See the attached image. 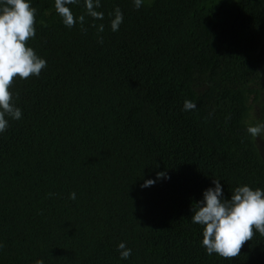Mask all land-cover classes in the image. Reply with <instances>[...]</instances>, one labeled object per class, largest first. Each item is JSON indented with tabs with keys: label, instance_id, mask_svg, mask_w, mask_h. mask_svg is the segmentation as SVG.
<instances>
[{
	"label": "trees",
	"instance_id": "obj_1",
	"mask_svg": "<svg viewBox=\"0 0 264 264\" xmlns=\"http://www.w3.org/2000/svg\"><path fill=\"white\" fill-rule=\"evenodd\" d=\"M28 2L26 46L46 67L10 88L22 118L0 133V264H264L255 230L225 259L206 254L191 222L212 179L225 198L264 190L247 132L264 80V0H100L104 19L85 16L86 32L66 27L54 0ZM67 6L85 13L84 0Z\"/></svg>",
	"mask_w": 264,
	"mask_h": 264
},
{
	"label": "clouds",
	"instance_id": "obj_2",
	"mask_svg": "<svg viewBox=\"0 0 264 264\" xmlns=\"http://www.w3.org/2000/svg\"><path fill=\"white\" fill-rule=\"evenodd\" d=\"M78 0H54L57 14L62 18L63 24L71 28L77 23L82 31L85 16L93 20H103L104 13L97 11L101 5L100 0H84L85 13L74 16L67 5L77 4ZM143 0H134V7L139 9ZM35 12L28 0H0V133L6 131L11 120L22 118V111L17 107L10 88L14 79H27L30 76H39L46 67V61L37 56L35 51L26 46L27 41L35 36ZM113 17L110 21L111 30L118 31L123 22V14L119 7L109 13ZM42 26H46L41 21ZM98 33L104 31V25L93 24ZM103 43V37H98ZM195 109L192 101H184V110ZM7 117V118H6ZM247 132L253 138L264 139V122L249 124ZM165 177V173H157V179ZM155 183L146 180L142 187ZM214 187L203 192V199L191 205V222L202 226L201 244L206 254L231 259L240 255L241 248L250 241L255 232L264 236V190H253L248 185L234 188L230 198H225L223 186L218 179H212ZM69 199H76V194L70 193ZM120 258L127 260L132 250L121 242L117 248ZM35 264H43L37 260Z\"/></svg>",
	"mask_w": 264,
	"mask_h": 264
},
{
	"label": "rangeland",
	"instance_id": "obj_3",
	"mask_svg": "<svg viewBox=\"0 0 264 264\" xmlns=\"http://www.w3.org/2000/svg\"><path fill=\"white\" fill-rule=\"evenodd\" d=\"M261 93L259 95V100L251 106L249 112V120L255 122H264V119L260 118V106L264 104V80L261 81ZM257 146L264 156V139L254 138Z\"/></svg>",
	"mask_w": 264,
	"mask_h": 264
}]
</instances>
